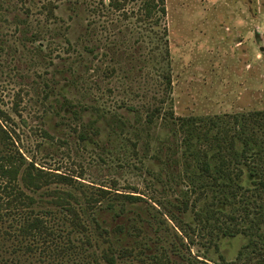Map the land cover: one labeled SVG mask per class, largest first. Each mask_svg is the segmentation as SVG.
<instances>
[{
    "label": "rangeland",
    "instance_id": "1",
    "mask_svg": "<svg viewBox=\"0 0 264 264\" xmlns=\"http://www.w3.org/2000/svg\"><path fill=\"white\" fill-rule=\"evenodd\" d=\"M101 3L0 0V111L11 118L6 126L16 133V146L37 166L71 175L91 189L149 196L153 192L146 169L155 171L156 153L161 157L163 148L174 146L170 126L146 120L148 108L157 102V70L159 63H167L166 51L176 117L264 110V0H165L167 15L157 27L155 20L139 21V3L125 5L128 16ZM3 185L0 201L6 204ZM70 190L80 199L86 235L71 233L66 213L41 202L47 199L45 191L28 192L39 202L0 210V261L106 264L103 253L109 244L99 236L92 217L111 233L115 248L139 253L117 264H150L148 260L162 252L170 256L169 264H223L236 260L246 243L241 237L216 241L206 235V240L187 227L177 231L168 220L162 222L167 218L158 215L149 200L128 206L124 214L120 206L107 208L105 201L92 214L82 195ZM147 207L157 215L158 226L142 221L150 218ZM35 216L46 217L63 237L52 244L24 240L19 231ZM192 217L188 214L184 221L195 224ZM122 225L124 232L118 229ZM186 231L190 239L185 242L174 235L183 238ZM172 244L176 253L170 251Z\"/></svg>",
    "mask_w": 264,
    "mask_h": 264
},
{
    "label": "trees",
    "instance_id": "2",
    "mask_svg": "<svg viewBox=\"0 0 264 264\" xmlns=\"http://www.w3.org/2000/svg\"><path fill=\"white\" fill-rule=\"evenodd\" d=\"M130 1L139 3L138 10L141 14L139 21L155 20L157 27L161 25L162 20L167 15L165 0H110L108 4L105 1L102 2V6L104 9L108 8L123 12L125 16H128L125 13L127 12L125 5ZM156 33L157 35H163L160 30H157ZM169 61L170 54L169 51H166L165 62L167 63L164 66L159 63L160 67L157 70V80L159 82L157 102L154 106L148 108L146 120L149 125H153L157 120H162L173 130L177 143L175 141L173 143L174 146L169 149L168 160L173 162V172L169 174L170 179L174 180L175 177H178L176 178L177 180L183 181L185 177L192 191H201V195L207 194L209 191L220 192L221 195L228 199L229 194L237 195L244 189V181L242 179L245 176V168L250 176L255 178L252 181L254 188L251 189L255 200L264 202V110L244 115H222L205 118L176 117L173 108L172 72ZM9 121H11L10 116L0 111V181L2 182L0 185L4 184L2 189L5 192V198H8L6 204L0 201V210L11 207L16 210L31 207L39 201L33 195L28 194V192L36 194L40 191H45L46 193L44 194L47 199L41 202L48 205L54 204L53 206L59 208L61 213H66L65 218L72 225L71 233L77 232L86 235L87 227L78 208L80 199L70 188L77 190L82 195L87 208L92 211V214H95L96 208H99L105 201L109 202L107 208L116 209L117 206H120V213L124 214L128 206H133L139 200L137 196L119 194L114 189L112 191L104 187L91 189L71 175L46 170L37 166L33 160H29L16 146L14 136L16 133L6 126ZM80 136H82V133H80ZM178 139H181V143L178 142ZM180 148H184L182 158L188 166L184 177L181 171L177 169L179 167L178 155ZM157 158L162 160L159 156ZM53 186L56 187L52 189ZM60 186H63L64 189L60 188ZM134 190H136L135 187ZM181 191L185 192L183 188ZM155 200L159 206L166 207V203H163L162 200L160 201L157 198ZM168 203L172 206V209L167 206L169 210H172L169 213L171 220L179 224V218L176 217L173 208L182 211L187 210L189 206L188 200H182L177 204L170 201ZM263 206L264 204L262 203L259 205L261 208ZM246 208L247 210L242 212L244 224L247 223L249 217V208L247 206ZM258 215L260 216L256 224L260 227L261 224H264V208L259 210ZM227 216L225 223L220 226V230L228 235L240 231V222L237 215ZM45 219L46 217L41 216L27 219L19 231L22 238L24 240H40L43 244H52L58 237H63ZM161 220L164 224H167V220ZM92 221L95 223V228L99 230V236L104 239V243L109 244L103 253L106 264H117L119 259H126L130 256L132 258L137 257L139 253L135 254L132 249L120 246L115 248L109 237L111 233L107 229L102 228L96 218L92 217ZM232 224L235 225L232 226ZM256 224L254 229H256ZM118 227L119 230H122L121 232L126 230L123 225ZM132 230H136L137 233L141 232V229L135 226H132ZM257 230H259L258 226ZM243 231L248 233L246 229ZM185 234L183 238L177 232L174 235L181 242H185L186 239H190L188 231ZM69 242L72 246L75 245L72 239H69ZM87 242L91 244L89 239H87ZM69 247L67 245L60 251H66ZM27 248L34 250L36 246L27 245ZM176 249V246L172 244L170 251L176 253ZM254 250L258 251L257 253L259 254L255 259H253L254 256L248 254V256L241 257L237 262L224 261L223 264H264V248L257 244ZM91 254L95 256L93 252L88 253L89 256ZM137 260L144 262L147 259ZM148 261L150 264L172 263L170 256L166 252H162L158 257L154 256ZM0 264H7V262L0 261ZM84 264L87 263L85 262ZM92 264L103 263L94 260ZM188 264L197 263L189 261Z\"/></svg>",
    "mask_w": 264,
    "mask_h": 264
},
{
    "label": "flooded vegetation",
    "instance_id": "3",
    "mask_svg": "<svg viewBox=\"0 0 264 264\" xmlns=\"http://www.w3.org/2000/svg\"><path fill=\"white\" fill-rule=\"evenodd\" d=\"M108 4L110 0H102ZM102 6V3H101ZM103 7V6H102ZM108 9V8H107ZM109 10V9H108ZM119 12V11H118ZM89 52L93 53L94 49H89ZM172 86H173V79H172ZM173 94V91H172ZM246 114V113H245ZM249 114V113H248ZM236 115H244L243 114H236ZM174 142L177 140L175 139L174 135ZM178 142L181 143V139H178ZM169 147H165L162 149L161 152V158L162 160H158V155L154 157L156 161L159 162V166H155V171H149L146 169L147 173V185L149 189L152 190L153 194L151 195H142L140 192H133L132 194L129 193L130 195L137 196L139 197V200L133 205L136 206L137 203L141 202H147L149 200V206L153 208L158 215H162L163 217H166L170 222V224L173 225L174 228L177 229V231L184 230V227L189 228L191 226L192 230L194 231H200L203 239L208 240L205 238L206 235H211L212 238H216V241H219L222 238H238L241 237L243 238L246 243L243 245L241 251L239 252L236 260L233 262H237L241 257L248 256V254H251L254 256L253 259H255L259 254L254 250V247L257 244H260L261 247L264 248V224L259 225L256 224V221H258V215L259 210L264 208V206L261 208L259 205L264 202L260 200H255L254 194L251 192V189L254 188V185L252 184V181L255 180V178H252L250 174L245 171V176H243V181H244V186L243 190L239 194H229L228 199H226L225 196L221 195L220 192H207V194L201 195V191L194 192L191 189V186L188 183V180L184 177V174L187 172V164L186 161L183 160V164L185 163L186 166L183 169V164L181 163L182 155H184V148H180L179 152V171H181V174L184 177L183 181L177 180L175 177L174 180L170 179L171 177L169 176L170 173L173 172V165L172 161L168 160L169 156ZM136 155V152H135ZM142 163V162H141ZM165 163V164H164ZM143 165V163H142ZM176 170V169H175ZM178 181V182H177ZM249 183V184H248ZM184 189L185 192L183 193L181 189ZM134 189V188H133ZM136 190H138L135 187ZM126 195V194H124ZM146 198V199H145ZM157 198L158 200H162L163 203H166V207L159 206L155 200ZM182 200H188L189 206L187 210H179L176 208H173L174 212L176 213V217L179 218L180 223L178 224L177 222L171 220L170 218V212L172 210H169L168 207L172 209V206L168 203L173 202L174 204H177L181 202ZM246 206L249 208V217L247 219V223L244 224V218L243 217V210H247ZM150 207L146 208V211L149 214V219L148 218H143L142 221L145 222L147 225H152L153 222L157 223L158 226V217L157 215L151 214L152 210L149 209ZM143 210V209H141ZM140 210V211H141ZM142 213L139 212L137 216L139 217ZM190 214L193 216L192 218L195 221V224H190L188 222H185V216ZM237 215L239 219V228L240 231L237 233H233L231 235L224 234L220 230V226L225 223L226 218L228 217L227 215ZM168 223V222H167ZM255 224L258 226L259 230L254 229ZM160 225V223H159ZM235 224H232V226ZM248 230V233H245L243 230ZM251 229V230H250ZM187 241V240H186ZM206 243H210V241H207ZM216 245L217 243H213ZM213 248H216L215 246Z\"/></svg>",
    "mask_w": 264,
    "mask_h": 264
}]
</instances>
